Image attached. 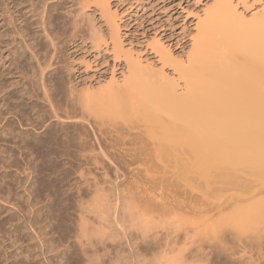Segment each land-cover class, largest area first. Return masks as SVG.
Listing matches in <instances>:
<instances>
[{"label": "rangeland", "instance_id": "rangeland-1", "mask_svg": "<svg viewBox=\"0 0 264 264\" xmlns=\"http://www.w3.org/2000/svg\"><path fill=\"white\" fill-rule=\"evenodd\" d=\"M9 1H13L11 7H14V15L16 14L14 17L18 18V16H23L25 20H28L26 22L27 29L24 27L23 23H20L21 20L18 21L17 24L9 21L10 24L8 22L9 19H7L8 16H5V20L0 17V35H8L9 33L14 32L13 29L15 28V25H18L19 28L22 26L27 30V33L25 34H28L29 36L31 35L30 37L25 36V40L28 41L30 38L29 40L34 42L31 43L35 44L37 50L43 49L40 51L41 54L43 52V55H45V53L47 54V52H53L52 49L54 50V48H51L52 45H50L48 40L42 37L44 36L42 29L36 24L30 25L35 22L34 20H37L41 14L40 11L42 12L43 10L44 0ZM215 1L216 0H108L111 12L116 14L117 17L115 22L119 27L118 39L120 41L119 44L122 47L118 58H116L114 57L112 44H110V31L107 30L109 28L106 19L107 17L105 18V16L103 17V15L100 14L101 12L93 0H46L45 4L48 3L46 4V10H50L47 11L49 16L48 21H50L48 30H51L49 33L56 46L55 50L57 49L55 53L57 59L56 61H53L54 68L47 70L48 72L55 71L47 77V79H51V81L49 80L52 88L51 90L53 92L54 89L53 94L56 97L54 99L59 104L54 102L55 100L53 103L60 107L61 111H59V113H61L60 115H63L62 113L64 111H69L71 109V106H69L70 103L67 102L69 99H67L66 102V99H64L67 96L62 97V95H66V93L69 95L68 92L70 93V88L72 89L73 87L72 90L76 95H80V91L95 95L98 102L96 108L94 106L93 108L96 110H94L95 112L91 110L87 111L89 115L86 113V120L88 121H83L80 118H78L80 120L76 119V122L64 120L65 114L62 116L64 122L62 120L54 119L51 114L45 116L43 111H49L50 108L48 103H45L43 100L41 91L38 90L37 93L31 91L29 92V95H25L26 88H28L26 86L31 83V80L29 79L33 78L32 76L30 77V75H32L31 68L34 66L36 67V59L34 60V57L27 49V51H24L25 48L20 49L18 56L20 66L23 69L27 68L28 70L27 77H23L26 75L18 72L15 64H13L14 60L12 59L14 58H11L13 53L11 52V48L17 44H22L20 43L22 38L18 36H14L15 40L12 38L13 36H4L3 39L1 38L4 42L0 44V91L2 90V92H0V198H4L0 199V264H160L161 262H163L161 264H264V221H262L263 217L260 219V216H264V173L262 171L260 172V170L252 169V171H250L248 168H232L233 170H231L229 167H215V169L207 168L205 169L206 171H202V168L198 167V169H196L197 176L195 175V171L191 174V170H189L191 172L189 173L190 176L188 175L190 179H187L188 176H184L187 179L186 182L182 181V177L180 176L181 172L177 170L178 168H174L175 165L173 166L171 163V165L168 166L170 163L167 162L171 160L169 159V156H166L167 158L169 157L167 161L166 157H162V155L158 156L157 153L154 154L153 152H150L149 156H146L145 158L147 159L148 157L153 163H155L157 157L162 161L165 159L166 162L163 161L161 163V168L157 165L156 161L155 164L157 166L149 169L148 174H146L143 171L144 169H142L143 166H128V163L131 160L130 154L132 153L127 152V149L131 148L129 145V137L126 138L127 135L138 136L139 134L145 142L149 135L146 134L147 131L145 132L148 124L144 125L145 120H142V124L144 127L146 126L144 128L140 122V110H137L139 109L138 102H133L134 104H131V108L128 105L129 102L127 99H130L129 93L131 94L132 91L134 93L135 89L131 92V89H128L129 92H126L127 99L124 94V90H127V88L124 89V87L129 81L131 83L129 77H132L125 68V65H128L129 62L132 63V61L134 63H139V66L137 64V71H141L142 77L139 75L140 73H138L137 76L141 77V83L143 81V83L146 84L143 85V88L151 86L153 88L155 86L160 89H165L164 87L168 86V82L169 84L173 83L176 85L177 93L181 94V92L184 91L183 83L178 80L179 76L174 72V68H179L181 63H186L184 66H187V56L192 52L191 39L198 35L196 28L198 22L204 20L206 15L209 16L211 14L213 15L209 16V18H219L214 5ZM257 1L258 0H232V3L235 4L234 6H237V11H239L238 15L240 16V21L243 18L241 14L244 15V21L240 23L244 26L241 27L242 29L245 28V30H247L249 27L253 28L255 27L253 25L262 19L260 17H262L264 12V0H261L260 2ZM24 15H26V17H24ZM34 15H37V17ZM249 22L254 23L252 24L253 27L249 25L251 24ZM257 23L255 25H257ZM93 28L95 29L93 30ZM97 31L100 32L98 33ZM97 34L99 35L97 36L98 38H96ZM100 34L102 35L100 36ZM99 38L108 42L105 44V42L101 41ZM157 39L163 43L165 49H170L169 51L174 57V64L170 63L163 66L162 63L158 61V55H156L157 53L155 52V41ZM16 40L18 41L17 43L15 42ZM6 44H8V46ZM105 45H109V49L106 48ZM129 56L132 57V59H130ZM128 59L132 61H128ZM176 63L178 67L175 65ZM14 66L16 70L14 69ZM137 76L135 77L136 79H138ZM126 78L129 79L127 80ZM140 79H138V81ZM133 81L134 86L139 84H137L135 80ZM60 82L62 84L63 92H66L62 93V95L59 94ZM111 84H115L112 86H116V88L119 87V89L122 90V93L124 92L123 95L120 90L121 95L125 96L126 100L124 97L122 98L121 95V99L113 98L111 94V98L108 95L110 99L106 96L111 90H116L115 87L113 89ZM128 85H126V87ZM138 87L139 86H137V88ZM141 88L142 87L139 89ZM75 89L78 90L76 91ZM99 91L101 92L99 93ZM103 91L107 93H103ZM21 92L24 93L21 94ZM103 95L108 98L106 101L105 98H103ZM60 96L63 99H61ZM107 100H109V105L110 102L114 104L109 106ZM4 102L6 103L4 104ZM115 103H117V105H115ZM130 103H132L131 100ZM107 105L110 108L115 106L113 110H118L120 108V111H117L118 113L116 114V111H113ZM116 107H118V109ZM93 108L91 109L93 110ZM132 108H136V110L134 111ZM122 109H124V111ZM34 110L35 112H33ZM110 110L115 113H111ZM7 111L8 114L10 113L9 115H7ZM38 111L41 112V115H44L45 119H37L39 117L37 115ZM71 111L73 110L71 109L69 112ZM89 111H91L92 114ZM78 112L79 110H77L76 114L80 113ZM119 113L122 114L123 117H121ZM132 113H134L133 116ZM140 114L142 113L140 112ZM136 116L138 117L136 118ZM42 119L46 122H44L45 124L42 123L43 126L41 125V121L43 122ZM125 119L128 120L126 121ZM145 119L148 121V118ZM149 121L151 122V120ZM7 123L9 125H7ZM8 126L10 127L9 129ZM149 126L151 127L150 123L148 127ZM5 127H7L6 129H8L9 132L6 131ZM134 127L137 131H141H136L138 134L133 132L135 131ZM4 129L5 131L3 132ZM77 131L79 134H77ZM56 133L57 136L54 138ZM142 133H145L146 136ZM48 136H51V139ZM119 137H125L124 139H127L128 143H126V141L122 144V140L121 138L119 139ZM125 145H128V147ZM23 146L26 148L24 149ZM21 148H23V150ZM120 150L123 151L121 152ZM101 151L103 154H101ZM104 155H106V157ZM155 156L156 158H154ZM122 162H126L127 165L124 166L125 164L123 165ZM156 167L160 169H157ZM194 168L195 167L192 169ZM172 173L175 174V180H178L177 184ZM182 173L183 175H187L188 171L185 172L183 170ZM145 174L148 175V177ZM178 174L180 177L177 176ZM202 174L203 176L205 174V177L201 176ZM152 176L157 178H152ZM150 177L152 179L149 180ZM178 178H180V181ZM135 179L136 184L134 183ZM165 179L170 180L164 182ZM151 180H156V182H152ZM171 180L174 181L172 182ZM189 180L190 183L192 182V184H190L191 186L188 183ZM160 181L167 186L160 184ZM156 183L159 184L155 185ZM96 185H98V187ZM128 185L130 188H128ZM159 185H162V190H158L161 191L160 193L156 191L157 195L158 193H163L162 196L165 197V195H168L167 197H169L174 193L173 195L177 196L180 201L182 199L181 202L185 203L186 201V204L190 203L191 207H194L195 210H190L188 208L184 211L185 208H177L176 211H178L179 216L178 214L174 215V213L176 214V211H174L173 214L163 217L168 221L167 225L166 221L162 223L163 219L155 216L156 214L151 215L152 217L154 216L155 219L158 218L156 221L153 217V221L151 219L152 222L150 220L147 221L146 216L143 215L144 217H142V219L145 218L147 223L149 221L150 223H155V226L154 224H150L151 227H149V223L147 224L148 228L154 227L155 230L152 231L154 234L158 233L157 231L160 229H167L165 231L160 230L157 240H155L156 235H153L151 231H149L151 232L149 233L148 228L145 225L142 226V228L145 227L146 230L143 229L142 232L147 231L149 233H147V238V236H145L146 233L144 232L145 239L142 238L143 236H140V226L138 227L139 229H128V225H134L132 222L135 220L132 221L133 219L130 220L129 218L127 222V217L122 213H120L121 218H118L121 220L126 217V219H124L125 224L132 221V225L130 223L128 225L126 224L127 226L125 224L123 225L124 228L128 227L127 231L123 229L119 219V223L115 225L117 221V213H114L115 209L113 207L115 205L113 203L115 201L113 199H116L118 194V190L115 194L117 188L120 191H123L124 195L127 194V196H129L136 193L137 190H139L138 187L147 189L157 186L158 189ZM179 185L181 187H179ZM183 186L187 187L184 188ZM174 187L175 190L177 188L180 189L175 191L173 189ZM109 188H112V191ZM166 189H168V194H166ZM99 190L103 193L101 191L99 192ZM96 192L97 194H95ZM105 192L106 194H104ZM98 197L100 200L109 201V205L112 203L110 207L108 203L103 201V204H107V207L111 209L113 208L114 210L110 209L109 211V208L105 205L104 207H101V204H97L99 202V199H97ZM93 199H96L98 202ZM93 201L96 204L93 203ZM4 202L7 203L4 204ZM138 204L139 203L135 205ZM141 211L139 212L141 213ZM248 211L249 213L251 211L250 214L253 213V215H257V218L255 215H252L255 221L252 220V217H249L250 214ZM84 212L90 213L86 214ZM139 212L137 213L138 215L140 214ZM243 213H245V216L247 214L249 219L243 217ZM149 214L150 213H148V215ZM96 215H98V217ZM172 215L181 220L178 221V219ZM171 217L172 219L174 217L173 222ZM89 220H91L92 223ZM114 220L115 222H113ZM154 220L156 222H154ZM160 223L162 226H160ZM181 223L182 227L180 226ZM136 224H138V222ZM172 224L173 226H171ZM165 225L166 227L171 226L169 227L170 231H168V228H162L163 226L165 227ZM79 226L81 229H79ZM118 227L122 228L123 231ZM134 227L136 228L137 226ZM175 227L178 231L174 229ZM100 228H103L104 230H100ZM186 228L189 231H187L188 233L185 232ZM172 229H174L175 232L172 231ZM167 231L170 232V235ZM96 232L98 234L100 232V238ZM161 233L162 237L160 236ZM175 233L177 234L175 235ZM150 234L152 235L150 236ZM166 235L168 238L171 237L169 238V242L167 241L168 239ZM137 238L140 239L138 240ZM161 238L166 239V241ZM164 243L167 245L165 246ZM173 248L176 253L173 251ZM176 258H179V260ZM232 259L235 260L233 261ZM8 260H10V262ZM175 261L177 262L174 263Z\"/></svg>", "mask_w": 264, "mask_h": 264}, {"label": "bare ground", "instance_id": "bare-ground-1", "mask_svg": "<svg viewBox=\"0 0 264 264\" xmlns=\"http://www.w3.org/2000/svg\"><path fill=\"white\" fill-rule=\"evenodd\" d=\"M261 0H258L257 2H260ZM41 2V1H40ZM46 0H44V6H43V10L42 12L40 11V15H39V19L37 18V20H34L35 22H33L30 25H37L38 27H40L42 29V33L44 34V37L46 40H48V42L50 43L51 48H54V50L52 49L53 52H47V54L45 53V55H43V53L41 54L40 51L42 50H37L35 44H33L34 42L32 40L26 41L25 40V36H29L25 30L24 27L27 26V21L23 18V16H18V18L14 17L16 16V14L14 15V10H13V6L11 7V4L13 3V1H9V0H1L0 1V13L2 18H4V20L9 19V21H11L14 24H17L18 21L21 20L20 23L24 24V27L20 26V28L18 27V25H15V28L13 29L14 32L9 33L8 35H0V44L2 42H4L2 39L4 36H13L12 38L14 39V36H18L20 38H22V41L20 43L22 44H17L15 45L13 48H11V52L12 53V57L14 58L12 60H14L16 69L18 70L19 73H23L26 76L23 77H27V73L28 70L23 69L20 66L19 63V51L20 49L25 48L24 51H29L30 54L34 57V60L36 59V67L34 66L33 68H31L32 71V75H30V77L32 76L33 78L29 79L31 80V83L26 86L28 88H26V93L25 95H29V92L31 91H35L37 93L38 90L41 91V95L43 96V100L45 101V103H48L50 110L48 111H43L44 115L47 116L49 114H51V116L56 119V120H62L63 119V115L65 114V118L64 120H68V121H75L82 119L83 121L86 120V113L88 114V110H91L93 112H95L93 108V106L96 108L97 105V98L95 95L93 94H89L87 92H81L80 90V95H76L74 93V91L69 87V91L68 92L69 95H67L66 92H63L62 89V84L61 82L59 83L60 85V95H62V93H66V95H62L63 96H67L64 99L65 102L67 101V99H69V101H67L69 104V106H71V109L73 111L69 112V111H64L62 114L59 113L60 107L57 105L59 103L56 102V100L54 98L55 95L52 92V88H51V84L50 81L51 79H47L48 75L51 74L52 72H55L54 70L52 72H48L47 70L50 68H54L53 65V61H56V50H55V44L53 43V38H51L50 36V31L48 30V26H49V22L48 21V12L50 10H46ZM48 2V1H47ZM93 2L95 3V5L99 8L100 10V14L103 15V17L105 16V18L107 19V23L109 24V28L107 30L110 31L109 36H110V44H112V50L114 51V57L118 58L119 53L121 52V46L119 44V33H118V26L115 22L116 20V14H113L109 8V3L108 0H93ZM38 5V4H37ZM215 5V9L218 13L219 18H215V17H210L211 15H206V18L204 20H200L196 26L197 28V32L198 35L195 38L191 39V50L192 52L187 56L188 61H187V66H184L185 64L181 63V65L179 66V68H174V72H176L179 76V81H182L183 83V87H184V91L181 92V94L177 93L176 90V85H174L173 83L169 84L167 82V87H164L165 89H160L158 87H148L143 88V85H146L143 83H141V77H142V73L141 71H137V68L139 66V63H134L132 60V57H130V59H128V61H132L128 63V65H125V68L128 70L130 76L129 78H126L127 80H131L126 83V85H128L125 88H127V90H124V94L127 97V93L126 92H130L134 90V93L132 91V95L129 93V98L127 99V101L129 102V107L131 106V104H134L135 102L139 104V109L140 112L143 114H140L139 112V116H140V122L142 120H145L144 125H151V127L147 125V130L145 129V132L147 131L146 134H148L149 136H147L146 142L145 140L139 136V134L137 132L141 131L135 128V131L138 134L137 135H127L126 138L129 139V145L131 146V148L127 149V152H131L132 154H130V158L131 160L128 163V166H132V165H140L143 166L142 169H144L143 171L148 174L149 169L154 168L155 166H161V163L163 161H165V159L162 161L161 159H159L158 157L156 158V156L154 158H156L157 160H155V163L157 161V165L155 163H153L152 161L149 160V158L147 157V159L145 158L146 156H149L150 152H153L154 154L157 153L158 156L162 155V157H166L169 156L168 158L171 159L169 160L170 163L168 166L171 165V163L173 164L174 168H178L177 170L179 172H181L180 176L182 177V181H186L187 179H190L189 176L191 173L189 170L192 171L191 174H193V172L195 171V175H196V169H198V167H201L202 171L207 169V168H214L215 167H229L231 170H233L232 168H248L250 169V171L252 170H260V172L262 171L264 173V12L262 14V18L260 21H257V25H255L252 22H249L251 24V27L253 28H247V30L242 29V26L240 23L242 21H244V15L241 14V16H243V18L240 21V16L238 15L237 11V6H234L235 4L232 3V0H216L214 2ZM40 6V4H39ZM49 6V5H48ZM17 8V7H16ZM15 8V9H16ZM49 9V8H48ZM38 11V9H37ZM20 12V11H19ZM18 12V13H19ZM17 13V12H16ZM242 13V12H241ZM39 14V13H38ZM50 15V13H49ZM101 15V16H102ZM6 16V17H5ZM37 17V15H34ZM208 16V17H207ZM24 17H26V15H24ZM33 19V18H32ZM35 19V18H34ZM50 20V19H49ZM90 20V19H89ZM258 20V19H257ZM56 21V20H55ZM256 21V20H255ZM254 21V22H255ZM246 22V21H245ZM244 22V23H245ZM10 23V22H9ZM92 23V22H91ZM8 24V23H6ZM11 24V23H10ZM13 24V25H14ZM51 24V23H50ZM55 24V23H54ZM247 24V23H246ZM252 24H254L252 26ZM56 25V24H55ZM94 25V24H93ZM17 26V27H16ZM89 26V25H88ZM107 26V25H106ZM248 27V26H246ZM39 28V29H40ZM89 28V27H88ZM92 28V25H91ZM96 28V26H95ZM93 28V30L95 29ZM27 29V27H26ZM51 29V28H49ZM97 30V29H96ZM57 31V30H56ZM92 31V30H91ZM101 31V30H100ZM99 31V32H100ZM98 32V31H97ZM98 32V33H99ZM102 32V31H101ZM36 33V32H35ZM11 34V35H10ZM37 34V33H36ZM40 34V35H43ZM52 34V32H51ZM92 34V33H91ZM35 35V34H34ZM33 35V36H34ZM102 34H100L101 36ZM31 36V35H30ZM29 36V37H30ZM39 36V35H38ZM93 36V34H92ZM97 36H99L98 34L96 35V38H98ZM94 37V36H93ZM92 37V38H93ZM2 38V39H1ZM19 38V39H20ZM35 38V37H34ZM39 38V37H38ZM90 38V37H89ZM91 38V39H92ZM101 38V37H100ZM99 38V39H100ZM15 40V39H14ZM93 40V39H92ZM96 40V39H95ZM94 40V41H95ZM101 40V39H100ZM99 40V42H100ZM105 40V38H104ZM103 41V39L101 40ZM107 41V40H106ZM16 43L18 42L17 40L15 41ZM29 42V43H28ZM33 42V43H31ZM45 42V40H44ZM93 42V41H92ZM98 42V41H97ZM105 42V41H103ZM108 42V41H107ZM105 42V44L107 43ZM46 43V42H45ZM96 43V42H95ZM12 44V43H11ZM14 44V42H13ZM12 44V45H13ZM41 44V43H40ZM43 44V43H42ZM101 44V43H100ZM155 46H156V55H158V61L162 63L163 66H166L170 63H173L174 61V57L172 55V53L169 51L170 49H165L163 46V43H161V41L159 39H157L155 41ZM8 46V44H6ZM37 45V44H36ZM46 46V45H45ZM42 47V46H41ZM47 47V46H46ZM106 48L109 49V45H105ZM7 48V47H6ZM27 49V50H26ZM9 50V49H8ZM37 50V51H36ZM45 50V49H44ZM1 51V50H0ZM10 52V51H9ZM24 53V52H23ZM11 56V55H10ZM30 57V56H29ZM21 59V58H20ZM33 60V61H34ZM32 61V60H31ZM127 61V62H128ZM176 61V60H175ZM126 62V63H127ZM3 63V62H2ZM178 63V62H177ZM177 63L175 65H177ZM132 64V65H131ZM138 64V66H137ZM174 64V63H173ZM172 64V65H173ZM23 65V64H22ZM14 66V69H15ZM178 67V65H177ZM8 69V68H7ZM15 69V70H16ZM9 70V69H8ZM14 70V71H15ZM13 72V71H11ZM30 72V71H29ZM9 73V72H8ZM7 73V74H8ZM138 73H140V76H137ZM30 74V73H29ZM53 74V73H52ZM16 76V75H15ZM137 76L138 79H140L138 81V79H136L135 77ZM20 77V76H19ZM29 77V78H30ZM125 77V76H124ZM53 78V77H52ZM136 81V83L138 84L137 86H139L137 88V86L133 84V80ZM54 79V78H53ZM56 79V78H55ZM27 80V78H26ZM50 80V81H49ZM62 80V79H61ZM13 81V80H12ZM125 81V82H126ZM4 82V81H3ZM56 82V81H55ZM12 83V82H11ZM135 83V84H136ZM57 84V82H56ZM142 84V85H141ZM24 85V84H23ZM53 85V84H52ZM115 85V84H111ZM66 86V85H65ZM164 86V85H163ZM10 87V86H9ZM57 87V85H56ZM113 87V86H112ZM116 88V86H114ZM113 87V89H114ZM118 87V86H117ZM129 87V88H128ZM140 87H142L141 89H139ZM20 88V87H19ZM67 88V87H66ZM76 88V87H75ZM110 88V87H109ZM122 88V87H121ZM4 89V87H3ZM7 89V88H6ZM57 89V88H56ZM112 89V88H111ZM123 89V88H122ZM129 89V90H128ZM145 89V90H144ZM21 90V89H20ZM65 90V88H64ZM76 90V89H75ZM78 90V89H77ZM76 90V91H77ZM119 87L116 88V90H111L109 94H107L106 96L109 98L110 94L113 98H120V95L122 93H120ZM4 91V90H3ZM19 91V90H18ZM67 91V90H66ZM108 91V90H107ZM136 91V92H135ZM2 92V90L0 91ZM8 92V91H7ZM51 92V93H50ZM57 92V91H55ZM101 91H99L100 93ZM105 91H103L104 93ZM14 93V92H13ZM24 92H21V94ZM57 93V94H58ZM107 93V92H105ZM120 93V94H119ZM122 93V94H123ZM3 94V93H2ZM6 94V92H5ZM39 94V93H38ZM123 94V95H124ZM40 95V94H39ZM102 95V94H101ZM109 95V96H108ZM122 96V98L125 96ZM10 96V95H9ZM57 96V95H56ZM106 96L103 95V98L106 99ZM110 96V98H111ZM20 97V96H19ZM30 97V96H29ZM59 97V96H58ZM61 96L60 98L63 99ZM4 98V97H3ZM9 98V97H8ZM109 98V99H110ZM10 99V98H9ZM14 99V98H13ZM22 99V98H21ZM60 99V100H61ZM121 99V98H120ZM125 99V100H126ZM16 100V99H15ZM13 100V101H15ZM55 100V101H54ZM114 100V99H113ZM130 100L132 103H130ZM135 100V101H132ZM3 101V100H2ZM9 101V100H8ZM56 102L57 104L53 103ZM108 101V105H109V100ZM7 102V101H6ZM4 102V104L6 103ZM115 102V101H113ZM134 102V103H133ZM25 103V102H24ZM64 103V102H63ZM118 103V102H117ZM117 103H115V105H117ZM125 103V102H124ZM8 104V103H7ZM16 104V103H15ZM65 104V103H64ZM107 104V102H106ZM114 104L112 102H110V105ZM25 105V104H24ZM29 105V104H28ZM61 105V104H60ZM107 105V106H108ZM12 106V105H11ZM65 106V105H63ZM68 106V105H67ZM66 106V107H67ZM108 106V107H109ZM121 106V105H120ZM127 106V105H125ZM134 106V105H133ZM14 107V106H13ZM107 107V108H108ZM113 108L110 109H114L115 106H112ZM128 107V106H127ZM128 107V108H129ZM137 107V106H136ZM65 108V107H64ZM93 108V110L91 109ZM101 108V107H100ZM99 108V109H100ZM118 109V107H116ZM115 108V109H116ZM131 108V107H130ZM129 108V109H130ZM10 109V108H9ZM15 109V108H14ZM13 109V111H14ZM33 109V108H32ZM35 109V108H34ZM120 109V108H119ZM113 110L116 111V114L120 111V110ZM134 111L136 110V108H132ZM7 110V109H6ZM18 110V109H17ZM66 110V109H65ZM76 110V111H75ZM77 110H79V114L77 113ZM112 110L111 113L113 112ZM124 111V109H122ZM121 110V111H122ZM89 111V112H91ZM118 111V112H117ZM122 111V113H123ZM132 111V110H129ZM10 112V110H9ZM35 112V110L33 111ZM127 112V111H125ZM137 112V111H136ZM7 115L8 111L6 112ZM41 112H37V119L40 118H44V115L40 114ZM98 113V112H97ZM95 113V114H97ZM115 113V112H113ZM121 113V112H120ZM119 113V114H120ZM129 113V112H128ZM131 113V112H130ZM12 114V113H11ZM20 114V113H19ZM36 114V113H35ZM92 114V112H91ZM127 114V113H124ZM136 114V113H135ZM138 114V112H137ZM136 114V115H137ZM89 115V114H88ZM112 115V114H111ZM114 115V114H113ZM121 117L122 114H120ZM134 115V113H132V116ZM6 116V115H5ZM22 116V115H21ZM35 116V115H34ZM117 116V115H116ZM129 116V115H128ZM127 116V117H128ZM144 116V118H143ZM7 117V116H6ZM5 117V118H6ZM12 117V116H11ZM26 117V116H25ZM62 117V118H61ZM118 117V116H117ZM130 117V116H129ZM138 116H136L137 118ZM27 118V117H26ZM25 118V119H26ZM33 118V117H32ZM47 118V117H46ZM50 118V117H49ZM80 118V119H78ZM131 118V117H130ZM142 118V119H141ZM148 118V121L145 119ZM18 119V118H17ZM45 119V118H44ZM89 119V118H88ZM129 119V118H128ZM127 119V120H128ZM2 120V119H1ZM43 120V119H42ZM64 120H62L64 122ZM81 120V122H82ZM126 120V119H125ZM126 120V121H127ZM131 120V119H129ZM151 120V122L149 121ZM4 121V120H3ZM29 121V120H28ZM35 121V120H33ZM38 121V120H36ZM41 121V120H40ZM88 121V120H86ZM147 121V122H146ZM1 122V121H0ZM14 122V121H13ZM27 122V121H26ZM25 122V123H26ZM45 121L43 120V122L41 121V125L43 126L42 123H44ZM76 122V121H75ZM74 122V123H75ZM93 122V121H92ZM138 122V121H137ZM143 122V121H142ZM141 122V124H142ZM35 123V122H34ZM46 123V122H45ZM44 123V124H45ZM55 123V122H54ZM68 123V122H67ZM154 125H152V124ZM30 124V123H29ZM37 124V123H36ZM62 124V122H61ZM78 124V123H77ZM7 125H9L7 123ZM14 125V124H13ZM31 125V124H30ZM52 125V124H51ZM93 125V123H92ZM95 125V123H94ZM143 125V124H142ZM140 125V126H142ZM143 125V127H144ZM50 126V125H49ZM76 126V125H75ZM90 126V123H89ZM134 126V125H133ZM35 127V126H34ZM47 127V126H46ZM73 127V126H72ZM144 127V128H145ZM7 127H5L6 129ZM10 127L8 126V129ZM44 128V127H42ZM53 128V127H52ZM64 128V127H62ZM91 128V126H90ZM5 129L3 130V132L5 131ZM6 129V131L9 132V130ZM130 129V127H129ZM141 129V128H140ZM150 129V130H148ZM53 130V129H52ZM60 130V129H59ZM94 130V129H93ZM58 131V130H57ZM68 131V130H67ZM86 131V130H85ZM131 131V130H130ZM144 131V130H143ZM7 132V133H8ZM52 132V131H51ZM78 132V131H77ZM93 132V131H92ZM102 132V131H101ZM122 132V131H121ZM120 132V133H121ZM2 133V132H1ZM28 133V132H27ZM30 133V132H29ZM64 133V132H63ZM71 133V132H70ZM132 133V132H131ZM10 134V133H9ZM26 134V133H25ZM69 134V133H68ZM79 134V132L77 133ZM84 134V133H83ZM95 134V133H94ZM99 134V133H98ZM101 134V133H100ZM141 134V133H140ZM143 134V133H142ZM3 135V133H2ZM102 135V134H101ZM123 135V134H122ZM144 136L145 133L143 134ZM25 136V135H24ZM28 136V135H27ZM52 136V135H51ZM50 136V137H51ZM57 133L55 134L56 138ZM60 136V135H59ZM80 136V135H77ZM95 136V135H94ZM116 136V135H115ZM125 136V135H123ZM49 137V136H48ZM49 137V138H50ZM68 137V136H67ZM28 138V137H27ZM61 138V137H60ZM80 138V137H79ZM78 138V139H79ZM83 138V137H82ZM104 138V136H103ZM121 137H119L120 139ZM125 137L121 138L122 140V144L125 143L127 141V139H124ZM146 138V137H145ZM29 139V138H28ZM51 139V138H50ZM63 139V138H61ZM66 139V138H65ZM98 139V138H97ZM96 139V140H97ZM102 139V138H101ZM118 139V138H116ZM26 140V139H25ZM68 140V138H67ZM84 140V139H83ZM120 140V141H121ZM124 140V142H123ZM148 140V141H147ZM21 141V140H20ZM51 141V140H50ZM61 141V140H58ZM110 141V140H109ZM119 141V142H120ZM24 142V141H23ZM84 142V141H82ZM25 143V142H24ZM50 143V142H49ZM52 143V141H51ZM128 143V141L126 142ZM98 144V143H97ZM118 144V143H117ZM120 144V143H119ZM14 145V144H13ZM20 145V144H19ZM23 145V144H22ZM28 145V144H27ZM114 145V144H113ZM26 146V145H25ZM25 146L24 149L26 148ZM67 146V145H66ZM65 146V147H66ZM70 146V145H69ZM74 146V145H73ZM93 146V145H92ZM128 147V145H125ZM22 147V146H20ZM77 147V146H76ZM87 147V146H86ZM100 147V146H99ZM122 147V146H121ZM124 147V146H123ZM28 148V147H27ZM83 148V147H82ZM94 148V147H92ZM23 150V148H21ZM39 149V148H38ZM58 149V148H57ZM74 149V148H73ZM12 150V149H11ZM28 150V149H27ZM30 150V148H29ZM68 150V149H66ZM101 150V148H100ZM108 150V149H107ZM125 150V149H124ZM85 151V150H84ZM91 151V150H90ZM93 151V149H92ZM91 151V152H92ZM96 151V150H95ZM121 151V150H120ZM123 151V150H122ZM121 151V152H122ZM108 152V151H107ZM118 152V151H117ZM120 152V153H121ZM126 152V151H125ZM163 153V154H162ZM51 154V153H50ZM97 154V153H96ZM101 154L102 151H101ZM109 154V153H108ZM153 154V156H154ZM13 155V154H12ZM20 156V155H19ZM106 157V155H104ZM122 156V155H121ZM160 157V158H162ZM71 158V157H70ZM167 158V157H166ZM167 158V161H168ZM79 159V158H78ZM108 159V157H107ZM125 160V159H124ZM166 162V161H165ZM33 163V162H32ZM76 163V162H75ZM123 163V162H122ZM125 164V165H124ZM196 164V165H195ZM124 166H126V162L123 163ZM30 166V165H29ZM122 166V165H121ZM120 166V167H121ZM167 166V167H168ZM197 166V167H196ZM119 167V168H120ZM165 167V166H163ZM162 167V168H163ZM172 167V166H171ZM193 167H195L194 169H192ZM3 168V167H2ZM124 168V167H123ZM127 168V167H126ZM139 168V167H138ZM157 169H160L158 167H156ZM10 169V168H9ZM141 169V168H140ZM156 169V170H157ZM220 169V168H219ZM223 169V168H221ZM252 169V170H251ZM130 170V169H129ZM175 170V169H174ZM188 171L187 175L182 173V171ZM142 171V172H143ZM206 171V170H205ZM25 172V171H24ZM141 172V173H142ZM153 172V171H152ZM200 172V171H199ZM198 172V173H199ZM254 172V171H253ZM256 172V171H255ZM258 172V171H257ZM132 173V172H131ZM174 173V172H173ZM172 173V174H173ZM176 173V172H175ZM197 173V174H198ZM204 173V172H203ZM207 173V172H206ZM22 174V173H21ZM117 174V173H116ZM123 174V173H122ZM145 174V175H146ZM179 174L177 176H179ZM23 175V174H22ZM130 175V174H129ZM134 175V174H132ZM183 175V176H182ZM189 175V176H188ZM20 176V175H19ZM142 176V175H141ZM148 177V175H146ZM151 176V175H150ZM179 176V177H180ZM188 176V178L186 179L185 177ZM197 176V175H196ZM203 176V174L201 175ZM146 177V178H147ZM155 177V176H154ZM152 176V178H154ZM172 177V176H171ZM175 177V174H173V178ZM199 177V175H198ZM205 177V174L204 176ZM202 177V178H203ZM262 177V176H261ZM264 177V176H263ZM19 178V177H18ZM133 178V177H132ZM151 177L149 178L152 179ZM157 178V177H155ZM172 178V179H173ZM185 178V179H184ZM192 178V176H191ZM260 178V177H258ZM28 179V178H27ZM35 179V178H34ZM119 179V178H118ZM142 179V178H141ZM145 179V178H144ZM176 178H174L175 180ZM180 181V178H178ZM132 180V179H131ZM157 180V179H156ZM156 180H153L154 182H156ZM170 179H165V181H168ZM173 180V181H174ZM192 180V179H191ZM13 181V180H12ZM140 181V180H139ZM138 181V184H139ZM145 181V180H144ZM152 181V180H151ZM152 181V182H153ZM172 181V180H171ZM172 181V182H173ZM176 181V180H175ZM181 181V182H182ZM120 182V181H119ZM132 182V181H131ZM158 182V181H157ZM161 182V181H160ZM170 182V183H172ZM178 180L176 181L177 184ZM180 182V183H181ZM32 183V182H31ZM46 183V182H45ZM106 183V182H105ZM115 183V182H114ZM136 184V179L135 182ZM142 183V182H141ZM146 183V182H145ZM169 183V182H168ZM179 183V184H180ZM183 183V182H182ZM189 185L192 184V182L190 183L189 180ZM128 184V183H127ZM131 184V183H130ZM148 184V183H147ZM159 183H156L155 185H157ZM162 184V182L160 183ZM173 184V183H172ZM171 184V186H172ZM4 185V184H3ZM2 185V187H3ZM107 185V184H106ZM164 185V184H162ZM161 185V186H162ZM166 185V184H165ZM164 185V186H165ZM170 185V184H168ZM175 185V184H174ZM185 185V182H184ZM98 187V185H96ZM124 186V185H123ZM134 186V184H133ZM142 186V185H141ZM150 186V184H149ZM161 186L159 185L158 189L157 186L156 187H151V188H143V187H138L139 190H137L136 193H133L129 196L124 195L123 191H120L118 188L115 190V194L117 193L116 191L118 190V194L116 196V199H113L114 201V213H117V221L116 224L119 223L122 225L124 230H128L130 228H134L137 229L139 226L141 227L139 230L140 232V236H143L142 238H144V234L148 233L149 231H154V227L153 228H148L151 227L152 224L155 223H150L151 219L153 221V217L151 215H155L158 218H162L163 221H166L165 218L170 214H173L174 211H176V209H184V211L186 209H190V210H195L194 207H191V204L185 201L181 202L179 200V198H177V196L173 195L167 197L165 195L159 194L161 191L158 190H162ZM167 186V185H166ZM170 186V187H171ZM178 186V185H177ZM191 186V185H190ZM193 186V185H192ZM56 187V186H55ZM89 187V186H88ZM101 187V186H100ZM117 187V186H116ZM169 187V188H170ZM179 187H181L179 185ZM184 187V186H183ZM182 187V188H183ZM187 187V186H186ZM184 187V188H186ZM32 188V187H31ZM48 188V187H47ZM102 188V187H101ZM113 188V186H112ZM111 188V189H112ZM121 188V187H120ZM126 188V187H125ZM128 188L129 185H128ZM126 188V189H128ZM163 188V187H162ZM168 188V187H167ZM18 189V188H17ZM87 189V188H86ZM94 189V188H93ZM110 189V188H109ZM110 189V190H111ZM132 189V187H131ZM130 189V190H131ZM171 189V188H170ZM175 190V187L173 188ZM180 189V188H177ZM176 189V190H177ZM7 190V189H6ZM92 190V189H91ZM125 190V189H124ZM129 190V189H128ZM134 190V191H136ZM165 190V189H164ZM172 190V189H171ZM175 190V191H176ZM3 191V190H2ZM24 191V190H23ZM36 191V190H35ZM77 191V190H76ZM94 191V190H93ZM97 191V190H96ZM101 190H99L100 192ZM112 191V190H111ZM127 191V190H126ZM156 191H158V195L156 194ZM168 194V189H166ZM174 191V192H175ZM183 191V190H181ZM188 191V190H187ZM8 192V191H7ZM27 192V191H26ZM60 192V191H59ZM98 192V191H97ZM97 192L95 194H97ZM102 192V191H101ZM131 192V191H130ZM133 192V191H132ZM164 192V191H163ZM179 192V191H178ZM184 192V191H183ZM2 193V192H1ZM6 193V191H5ZM103 193V192H102ZM101 193V194H102ZM180 193V192H179ZM182 193V192H181ZM23 194V193H22ZM32 194V193H31ZM88 194V193H87ZM106 194V192L104 193ZM108 194V192H107ZM185 194V193H184ZM99 195V194H98ZM170 195V194H169ZM177 195V193H176ZM187 195V194H186ZM1 196V195H0ZM87 196V195H86ZM91 196V193H90ZM88 197V196H87ZM86 197V198H87ZM100 197V196H99ZM99 197L97 199H99ZM184 197V196H183ZM4 198V197H3ZM0 198V199H3ZM82 198V197H81ZM105 198V197H104ZM185 198V197H184ZM8 199V198H7ZM42 199V198H41ZM44 199V198H43ZM73 199V198H72ZM91 199V198H90ZM76 200V199H75ZM82 200V199H80ZM79 200V201H80ZM95 201H97L96 199H93ZM186 200V198H185ZM189 200V199H188ZM55 201V200H54ZM62 201V200H61ZM60 201V202H61ZM72 201V200H71ZM100 203H99V202ZM97 204H101V207H104V205L106 206L107 204H103L108 203L109 205V201H105V200H98ZM104 201V202H103ZM136 201V202H135ZM11 202V201H10ZM75 202V201H74ZM91 202V200H90ZM89 202V203H90ZM190 202V201H189ZM2 203V202H1ZM7 202H4V204ZM63 203V202H62ZM82 203V202H81ZM88 203V202H87ZM92 203V202H91ZM93 203H95L93 201ZM111 203V202H110ZM139 203L138 205H135ZM77 204V203H76ZM96 204V203H95ZM17 205V204H16ZM80 205V204H79ZM86 205V204H85ZM103 205V206H102ZM112 205V203H111ZM111 205H109L111 207ZM89 206V205H88ZM86 206V207H88ZM93 206V205H92ZM96 206V205H95ZM98 207V206H97ZM107 207V206H106ZM105 207V208H106ZM142 207V208H141ZM187 207V208H186ZM30 208V207H29ZM34 208V207H33ZM58 208V207H57ZM60 208V207H59ZM91 208V207H90ZM109 208V207H107ZM86 209V208H84ZM93 209V208H92ZM111 208H109L108 210L110 211ZM111 209V210H112ZM137 209V210H136ZM143 209V210H142ZM81 210V209H80ZM100 210V209H99ZM142 210V211H141ZM257 210V209H256ZM86 211V210H85ZM96 211V210H95ZM98 211V210H97ZM135 211H141V213L138 215V212ZM262 211V210H261ZM189 212V211H186ZM254 212V211H253ZM257 212V211H256ZM259 212V211H258ZM264 212V210H263ZM78 213V212H77ZM82 213V211H81ZM86 213V212H84ZM83 213V214H84ZM90 213V212H88ZM86 213V214H88ZM94 213V212H93ZM102 213V212H100ZM109 213V212H108ZM113 213V214H114ZM119 213V214H118ZM120 213H122L124 216L127 217V222L128 219L130 218V220L134 221L132 223H134V225H132L131 222H129L132 226L125 227L124 228V219H126V217H124V219L121 218ZM148 213H150L148 215ZM247 213V211H246ZM249 213V211H248ZM251 213V211H250ZM249 213V214H250ZM24 214V213H23ZM99 214V213H98ZM114 214V215H115ZM147 214V215H145ZM178 211H176V214L174 213V215H177ZM182 214V213H181ZM244 216L247 219L248 216L245 213H243ZM18 215V214H17ZM94 215V214H93ZM119 215V216H118ZM122 215V217H123ZM138 215V218H137ZM146 216L147 221L150 220L148 223L145 220V218L142 219V217ZM172 215V216H174ZM251 215V216H250ZM249 217H252V220H254L253 216L255 215V217L257 216L256 214L253 215L250 214ZM253 215V216H252ZM58 216V215H57ZM65 216V215H64ZM63 216V217H64ZM83 216V215H82ZM81 216V218H82ZM98 217V215H96ZM140 216V217H139ZM148 216V217H147ZM179 216V214H178ZM115 217V216H114ZM120 217V218H118ZM176 217V216H174ZM173 217V219H174ZM263 217L262 221H264V216H260ZM62 218V217H61ZM78 218V217H77ZM157 218V219H158ZM168 218V217H167ZM177 218V217H176ZM257 218V217H256ZM255 218V219H256ZM6 219V218H5ZM46 219V218H45ZM89 219V217H88ZM95 219V218H93ZM108 219V218H107ZM115 219V218H114ZM115 219V220H116ZM119 219V221H118ZM155 219V217H154ZM157 219H155L157 221ZM173 219L171 217V220L173 222ZM178 221H180L181 219L177 218ZM92 220V219H91ZM89 220V221H91ZM97 220V218H96ZM100 220V219H99ZM102 220V219H101ZM115 220L113 222H115ZM129 220V221H130ZM144 220V222H143ZM154 220V222H156ZM244 220V219H242ZM257 220V219H256ZM95 221V220H94ZM124 223H123V222ZM138 224H136L137 222ZM146 221V222H145ZM151 221V222H152ZM249 221V220H248ZM255 221V220H254ZM253 221V222H254ZM258 221V220H257ZM256 221V222H257ZM260 221V220H259ZM261 221V222H262ZM82 222V221H80ZM86 222V219H85ZM84 222V224H85ZM136 222V223H135ZM92 223V221H91ZM95 223V222H94ZM97 223V221H96ZM179 223V222H176ZM175 223V224H176ZM243 223V222H242ZM250 223V221H249ZM125 224V225H126ZM136 224V225H135ZM148 224V225H147ZM151 224V225H150ZM168 224V221H166V225ZM94 225V224H93ZM100 225V224H98ZM126 225V226H127ZM146 226L148 228V232L143 231V229H145V227L142 228V226ZM163 226L162 228H168L173 226V224L171 226H167L166 227ZM182 225V223L180 224V226ZM6 226V225H5ZM82 226V225H81ZM101 226V225H100ZM99 226V227H100ZM119 226V225H118ZM134 226H137L136 228ZM160 226L161 223H160ZM175 226V225H174ZM80 227V226H79ZM121 227V226H120ZM118 227V228H120ZM178 227V226H177ZM182 227V226H181ZM12 228V227H11ZM85 228V226H84ZM88 228V227H87ZM128 228V229H127ZM156 228V227H155ZM159 228V225H158ZM161 228V227H160ZM173 228V227H172ZM31 229V228H30ZM81 229V227L79 228ZM97 229V228H96ZM103 229V228H102ZM100 228V230H102ZM106 229V228H105ZM108 229V228H107ZM122 230V228H120ZM150 229V230H149ZM153 229V230H152ZM176 229V227L174 228ZM174 229H172V231H174ZM185 229V228H183ZM182 229V230H183ZM38 230V229H37ZM99 230V231H100ZM104 230V229H103ZM146 230V229H145ZM158 230V229H157ZM162 231H165L163 229H160ZM159 231H157L158 233L152 232L153 235H156L155 240H157L158 236H159ZM178 231V229H176ZM180 230V229H179ZM32 231V230H31ZM120 231V230H119ZM118 231V232H119ZM123 231V230H122ZM131 231V230H130ZM167 231V232H168ZM188 229L186 228L187 232ZM80 232V231H79ZM82 232V231H81ZM89 232V231H88ZM118 232H116L117 234H119ZM121 232V231H120ZM125 232V231H124ZM145 232V233H144ZM149 232V233H151ZM166 232V233H167ZM175 232V231H174ZM173 232V233H174ZM189 232V231H188ZM187 232V233H188ZM95 233V232H94ZM93 233V234H94ZM138 233V232H137ZM142 233V234H141ZM148 233V234H149ZM170 232H168L169 234ZM82 234V233H81ZM84 234V233H83ZM96 234H98L96 232ZM100 234V232H99ZM98 234V237H99ZM111 234V233H110ZM126 234V232H125ZM145 236H147L148 238V234ZM150 234V236L152 235ZM177 233H175L176 235ZM179 234V233H178ZM85 235V234H84ZM88 235V234H87ZM131 235V234H130ZM129 235V237H130ZM135 235V234H134ZM133 235V236H134ZM137 235V234H136ZM162 235V233L160 234V236ZM170 235V234H169ZM92 236V235H91ZM149 236V237H150ZM165 236V234H164ZM167 236V235H166ZM179 236V235H178ZM187 236V235H186ZM15 237V236H14ZM90 237V236H88ZM103 237V236H102ZM118 237V236H117ZM162 237V236H161ZM172 237V234H171ZM169 237V238H171ZM174 237V236H173ZM77 238V237H76ZM81 238V237H80ZM100 238V237H99ZM151 238V237H150ZM153 238V237H152ZM169 238L167 236V241L169 242ZM178 238V237H177ZM187 238V237H186ZM8 239V238H7ZM84 239V238H83ZM87 239V238H86ZM92 239V238H91ZM138 240L140 238H137ZM145 239V238H144ZM163 239V238H161ZM100 240V239H99ZM151 240V239H150ZM166 241V239H163ZM149 241V240H148ZM172 241V240H171ZM170 241V242H171ZM110 242V241H109ZM164 242V241H163ZM100 243V241H99ZM144 243V242H143ZM263 243V242H262ZM9 244V243H8ZM93 244V243H92ZM128 244V243H127ZM146 244V243H145ZM169 244V243H168ZM260 244V243H259ZM1 245V244H0ZM41 245V244H40ZM104 245V244H103ZM165 245V243H164ZM167 245V244H166ZM165 245V246H166ZM176 245V243H175ZM251 245V244H250ZM263 245V244H262ZM116 246V245H115ZM137 246V245H136ZM258 246V245H257ZM42 247V246H41ZM152 247V246H151ZM175 247V246H174ZM251 247V246H249ZM115 248V247H114ZM156 248V246H155ZM246 248V247H245ZM128 249V248H127ZM131 249V248H130ZM171 249V247H170ZM5 250V249H4ZM7 250V249H6ZM135 250V249H134ZM155 250V249H154ZM165 250V249H164ZM172 250V249H171ZM170 250V251H171ZM175 249L173 248V251ZM15 251V250H14ZM156 251V250H155ZM175 252V251H174ZM5 253V252H4ZM176 253V252H175ZM179 253V252H178ZM137 254V253H136ZM7 255V254H6ZM5 255V256H6ZM12 255V254H11ZM167 255V252H166ZM229 255V254H228ZM3 256V255H2ZM9 256V255H8ZM135 256V255H134ZM165 256V255H164ZM173 257V256H172ZM237 257V256H236ZM165 258V257H164ZM231 258V257H230ZM9 259V258H8ZM29 259V258H28ZM128 259V258H127ZM173 259V258H172ZM179 260V258H176ZM228 259V256H227ZM236 259V258H235ZM234 259V260H235ZM6 260V259H5ZM225 260V259H224ZM231 260V259H230ZM233 260V259H232ZM233 260V261H234ZM10 262V260H8ZM135 261V260H134ZM174 261V260H173ZM181 261V260H180ZM226 261V260H225ZM177 261H175L174 263H176ZM229 262V261H228ZM60 263V262H59ZM124 263V262H123ZM135 263V262H134ZM138 263V262H137ZM163 263V262H161ZM160 263V264H161ZM172 263V262H171ZM181 263V262H179ZM184 263V262H183ZM232 263V262H231ZM2 264V263H1ZM29 264V263H28ZM170 264V263H169ZM182 264V263H181Z\"/></svg>", "mask_w": 264, "mask_h": 264}]
</instances>
